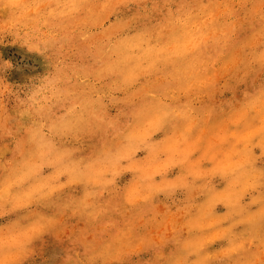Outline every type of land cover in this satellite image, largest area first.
<instances>
[{
	"label": "rangeland",
	"instance_id": "obj_1",
	"mask_svg": "<svg viewBox=\"0 0 264 264\" xmlns=\"http://www.w3.org/2000/svg\"><path fill=\"white\" fill-rule=\"evenodd\" d=\"M0 264H264V0H0Z\"/></svg>",
	"mask_w": 264,
	"mask_h": 264
}]
</instances>
